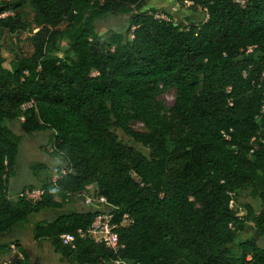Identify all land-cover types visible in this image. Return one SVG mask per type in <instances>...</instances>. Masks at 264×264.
Returning <instances> with one entry per match:
<instances>
[{
    "label": "trees",
    "instance_id": "1",
    "mask_svg": "<svg viewBox=\"0 0 264 264\" xmlns=\"http://www.w3.org/2000/svg\"><path fill=\"white\" fill-rule=\"evenodd\" d=\"M138 1L0 0V235L95 185L124 247L115 253L79 234L99 209L39 221L35 239L70 264H264V247L239 239L249 223L264 237V0H191L206 19L188 25L156 8L135 12ZM27 2L33 23L20 12ZM115 11L130 24L103 39L96 22ZM173 86L168 107L161 96ZM22 116L26 134L52 131L66 161L36 200L26 188L9 196L24 140L9 121ZM243 193L259 207L246 202L240 214ZM65 233L74 241L63 242ZM19 248L16 264H30Z\"/></svg>",
    "mask_w": 264,
    "mask_h": 264
},
{
    "label": "rangeland",
    "instance_id": "2",
    "mask_svg": "<svg viewBox=\"0 0 264 264\" xmlns=\"http://www.w3.org/2000/svg\"><path fill=\"white\" fill-rule=\"evenodd\" d=\"M135 12H144L156 8L157 15L167 17L170 16L175 22L184 23L188 25L190 22H201L206 17V11L199 6H194L191 0H139L132 4ZM24 18L29 23H33L34 11L32 6L27 2L25 6L20 9ZM97 29L102 35L103 39H107L112 32H124L130 24V15L120 12H111L108 15L100 18L96 22ZM33 26H35L33 24ZM30 35V30L26 31L23 37L24 52L30 53L32 48L27 41ZM7 57L6 65L9 66V61L12 56L4 52ZM57 55L63 57L62 52H57ZM177 94L176 87L169 88L161 98L165 104L170 107L175 101ZM26 108V107H25ZM24 116L19 119L9 121L10 126L19 134H24V140L20 147L18 157V164L16 174L11 177L9 183V196L11 199H16L18 194L26 188L25 193H29V197L33 199L38 198V192L41 186L47 180H56L58 177V168L65 167L66 161L61 155L54 152V145L52 144V131H38L33 134H26L22 121ZM134 128L143 129L144 126L140 122L134 124ZM127 142L134 143L130 137L124 135L121 130H117ZM137 147L140 144L134 143ZM35 164H42L46 168L43 171H36ZM87 193L95 194V185L88 186ZM250 202L257 208L259 207V200L243 193L239 200L236 201V207L239 213L243 214L244 209L239 207L244 203ZM90 206L86 204L83 196L77 197L72 202H66L62 209H49L41 211L40 214L35 216L31 214L27 223H18L11 230L0 235V243L6 244V248L0 251L1 264H16L19 257L23 256L20 251V246H23L30 255V264H70L68 260L62 257L57 252L48 239H35L34 228L41 220H50L57 216L59 213L69 211L88 210ZM96 209V208H94ZM247 238L254 239L259 245L264 247V237H261L253 224H247L245 230L240 234L239 239L244 240Z\"/></svg>",
    "mask_w": 264,
    "mask_h": 264
},
{
    "label": "built area",
    "instance_id": "3",
    "mask_svg": "<svg viewBox=\"0 0 264 264\" xmlns=\"http://www.w3.org/2000/svg\"><path fill=\"white\" fill-rule=\"evenodd\" d=\"M157 16L163 17L160 15H157ZM253 49L254 47H249L247 51L251 52L253 51ZM244 75L246 76L247 72H244ZM259 80H260L259 86H262L263 91H264V72L259 77ZM32 105H33V101L25 104L24 108L30 107ZM261 112L264 113V98H263V105H262ZM228 137L229 136L227 135V138ZM43 193H44V190L42 189L39 190L38 198H40ZM25 195L26 197L33 199L32 197H29V193H25ZM79 195L85 198L86 204L88 206L101 210L95 217V220L91 224V226L86 231H83L80 229L78 231L79 234L83 237L90 236L98 242H104L115 253H118L120 249L124 247V245L120 243L119 235L115 230L117 223L115 222L116 212L114 211V207H112V205L109 203L108 199L104 195L89 194L87 193V190L80 193ZM33 200H36V199H33ZM231 206H233V203H231ZM124 220H125L124 222H127V223L131 221L129 214L124 215ZM61 237L63 239V242L65 243L73 242L75 239V235L71 233H65ZM115 263L130 264L129 261L123 260L121 258L116 259Z\"/></svg>",
    "mask_w": 264,
    "mask_h": 264
},
{
    "label": "crops",
    "instance_id": "4",
    "mask_svg": "<svg viewBox=\"0 0 264 264\" xmlns=\"http://www.w3.org/2000/svg\"><path fill=\"white\" fill-rule=\"evenodd\" d=\"M205 19H206V17H205ZM205 19H204V20H205ZM38 214H40V213H38ZM38 214H36V215L34 214V215L37 216Z\"/></svg>",
    "mask_w": 264,
    "mask_h": 264
}]
</instances>
